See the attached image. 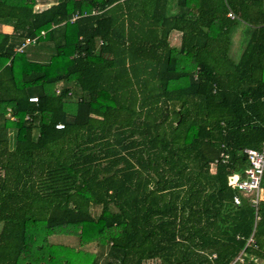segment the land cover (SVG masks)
I'll return each instance as SVG.
<instances>
[{
	"label": "trees",
	"instance_id": "1",
	"mask_svg": "<svg viewBox=\"0 0 264 264\" xmlns=\"http://www.w3.org/2000/svg\"><path fill=\"white\" fill-rule=\"evenodd\" d=\"M228 4L0 0V264H264L229 184L264 143V0Z\"/></svg>",
	"mask_w": 264,
	"mask_h": 264
},
{
	"label": "built area",
	"instance_id": "2",
	"mask_svg": "<svg viewBox=\"0 0 264 264\" xmlns=\"http://www.w3.org/2000/svg\"><path fill=\"white\" fill-rule=\"evenodd\" d=\"M228 5V17L232 19H239V17ZM44 34V31H42ZM32 40L28 39L27 42ZM31 101H37V97H31ZM63 125H57V128H62ZM244 152L248 156V167L244 171V175L233 174L229 176L230 186L237 191L234 196V202L240 204L242 197H247L255 208H258L259 201L262 200V180L264 177V143L260 149L246 148ZM229 155L227 153L221 154V161L226 162ZM219 160V159H218Z\"/></svg>",
	"mask_w": 264,
	"mask_h": 264
},
{
	"label": "rangeland",
	"instance_id": "3",
	"mask_svg": "<svg viewBox=\"0 0 264 264\" xmlns=\"http://www.w3.org/2000/svg\"><path fill=\"white\" fill-rule=\"evenodd\" d=\"M48 5L49 4L45 5L43 3H39L36 6V9L37 10H40L42 8H45V6H48ZM246 41H247V39H246ZM171 43L173 45H175V46H179L180 45V36H179L178 33H175V34L172 35V37H171ZM243 47H239V45L232 47L231 55H232V57L234 59H238L240 57ZM99 211H100V208L99 207L94 209V213H97ZM2 226H3V223H0V231H1ZM52 240H54V241L61 240V241H64V242L69 243V244H72V245H76L77 244V240L74 239V238H70V237L60 238L59 236H54V237H52ZM86 248L87 249H91V250H96L97 249V247H96V245L94 243L86 246ZM145 264H160V262L158 260H148Z\"/></svg>",
	"mask_w": 264,
	"mask_h": 264
},
{
	"label": "crops",
	"instance_id": "4",
	"mask_svg": "<svg viewBox=\"0 0 264 264\" xmlns=\"http://www.w3.org/2000/svg\"><path fill=\"white\" fill-rule=\"evenodd\" d=\"M0 29L4 32H8L11 33L13 31V27L10 25H1ZM249 30V27L243 23H239L233 32V46H238L239 47H243L246 44V38H247V31ZM178 33L179 36L181 35L179 32H175ZM174 33V34H175ZM180 40H181V36H180ZM238 50V49H237ZM262 199H264V189L262 191Z\"/></svg>",
	"mask_w": 264,
	"mask_h": 264
}]
</instances>
